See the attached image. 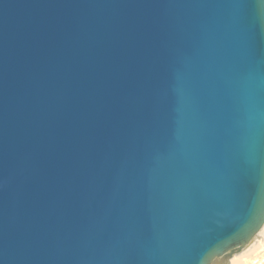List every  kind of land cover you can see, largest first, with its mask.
Listing matches in <instances>:
<instances>
[{"label":"water","instance_id":"95a60500","mask_svg":"<svg viewBox=\"0 0 264 264\" xmlns=\"http://www.w3.org/2000/svg\"><path fill=\"white\" fill-rule=\"evenodd\" d=\"M264 224V0H0V264H220Z\"/></svg>","mask_w":264,"mask_h":264},{"label":"bare ground","instance_id":"6f19581e","mask_svg":"<svg viewBox=\"0 0 264 264\" xmlns=\"http://www.w3.org/2000/svg\"><path fill=\"white\" fill-rule=\"evenodd\" d=\"M220 264H264V224L246 244L227 251L219 258Z\"/></svg>","mask_w":264,"mask_h":264}]
</instances>
